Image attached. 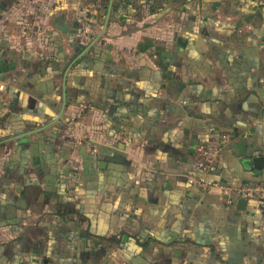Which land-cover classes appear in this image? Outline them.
Returning a JSON list of instances; mask_svg holds the SVG:
<instances>
[{
    "label": "crops",
    "instance_id": "1",
    "mask_svg": "<svg viewBox=\"0 0 264 264\" xmlns=\"http://www.w3.org/2000/svg\"><path fill=\"white\" fill-rule=\"evenodd\" d=\"M223 134L264 182V0H0V264H264Z\"/></svg>",
    "mask_w": 264,
    "mask_h": 264
},
{
    "label": "built area",
    "instance_id": "2",
    "mask_svg": "<svg viewBox=\"0 0 264 264\" xmlns=\"http://www.w3.org/2000/svg\"><path fill=\"white\" fill-rule=\"evenodd\" d=\"M20 28L21 35L25 37H38L44 33L43 26L28 21H23ZM93 37L89 26H83L79 32L80 40L87 43L92 41ZM229 141L230 136L223 134L218 144L205 145L200 148L197 159L199 174L191 177L190 183L203 191L216 193L230 204H233L236 199H264V182L250 181L239 186H228L208 180V174L216 170L223 146ZM88 149L92 153L97 152L96 146L91 142L88 143Z\"/></svg>",
    "mask_w": 264,
    "mask_h": 264
},
{
    "label": "water",
    "instance_id": "3",
    "mask_svg": "<svg viewBox=\"0 0 264 264\" xmlns=\"http://www.w3.org/2000/svg\"><path fill=\"white\" fill-rule=\"evenodd\" d=\"M66 28H67V26H64V27L61 26L60 27V29L62 31H65ZM105 28H106V25H105ZM97 39L98 38H96L94 41L90 42L88 47H90L93 43H95L97 41ZM245 162L251 167L254 166V167L259 168V169L264 168V157H262V156H257L254 158H248ZM104 166H106V162H100V167H104ZM246 202H247V200H241L239 203L245 204Z\"/></svg>",
    "mask_w": 264,
    "mask_h": 264
},
{
    "label": "trees",
    "instance_id": "4",
    "mask_svg": "<svg viewBox=\"0 0 264 264\" xmlns=\"http://www.w3.org/2000/svg\"><path fill=\"white\" fill-rule=\"evenodd\" d=\"M81 29H82V28H81ZM81 29H80V30H81ZM80 30H79V32H80ZM90 32H91V30H90ZM91 34H92V32H91ZM92 35H93V34H92ZM80 43H81L83 46H86V45H88L90 42L84 43V42H81V41H80Z\"/></svg>",
    "mask_w": 264,
    "mask_h": 264
}]
</instances>
